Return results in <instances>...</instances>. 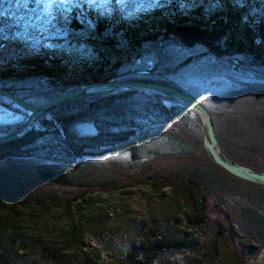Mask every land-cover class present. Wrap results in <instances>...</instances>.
<instances>
[{"label":"trees","instance_id":"1","mask_svg":"<svg viewBox=\"0 0 264 264\" xmlns=\"http://www.w3.org/2000/svg\"><path fill=\"white\" fill-rule=\"evenodd\" d=\"M140 1L142 8L134 9ZM66 5L68 9L73 7V3ZM42 6L41 0H0V88L32 104L72 92L80 83L136 81L184 93L172 82L140 79L128 70L141 58L140 45L161 37L188 50L202 47L220 60L237 61L236 56L253 54L252 64L264 67V0H128L125 10L116 14L114 24L110 21L113 9L88 10L92 28L80 23L76 8L70 17L58 10L54 19L38 20L46 16ZM44 42L52 46H44ZM166 62L161 65L163 72L175 73L177 65L168 66ZM68 69L70 75L66 76ZM152 96L156 100L153 111L161 119L158 122L143 125L135 121L132 95L86 98L55 106L38 117L28 133L0 145V165L14 159H33L37 161L33 175L38 180L35 188L10 184L9 189L0 190V264H24L35 254L49 257L52 264H98L99 251L85 241V236L93 232L92 225L97 228L107 219V209L95 208L99 196L86 195L80 188L78 182L85 177V168L76 165L79 159L134 152L162 134L176 149L183 150L157 155L159 158L193 161L195 151L190 152V139L178 130L189 129L183 115L165 105L167 98ZM0 103L14 106L2 96ZM26 118L16 125L0 127V138L14 133ZM85 123L92 124L96 134L81 135L79 127ZM217 139L225 152L218 134ZM194 144L201 148V143ZM201 151L207 156L201 163L150 176L154 191L170 189L177 213L165 219L163 228L142 222L136 238L128 243L124 264H161V260L169 261L182 252L192 255L189 264H247V255L263 254L264 204L254 195L239 197L238 192L229 190L245 182L216 165L207 151ZM233 161L249 166L242 158ZM57 187L68 189L59 193ZM228 192L230 201L225 200ZM238 199L245 204L232 213L228 208ZM212 200L240 228L238 250L229 244L227 224L215 223L208 215ZM76 206L74 219L69 209ZM48 214L67 219L61 241L37 238L30 244L25 242L23 221Z\"/></svg>","mask_w":264,"mask_h":264},{"label":"rangeland","instance_id":"2","mask_svg":"<svg viewBox=\"0 0 264 264\" xmlns=\"http://www.w3.org/2000/svg\"><path fill=\"white\" fill-rule=\"evenodd\" d=\"M127 2L128 0H41L42 13L46 16L38 20L54 19V14L58 10L62 11V16L70 17V12L76 8L78 14L75 15L79 17L80 23L85 22L92 28L93 24L88 18V10L92 9L96 12V10L106 8L109 11L112 9L115 11L113 19H110L114 24L116 14L125 10ZM70 3H73V7L68 9L66 4ZM141 5L142 1L134 4V9L142 8ZM43 45L52 46L48 42H44ZM83 46L92 49L86 42H83ZM138 53L140 60L128 66L133 76L140 79L166 80L175 84L184 93L195 95L213 114L214 128L220 137L222 146L226 149L224 152L220 146L221 151L232 162H234L233 158H242L249 165L244 167L252 171L257 169L264 172V67L259 63L252 64L253 54H248L245 58L236 56L235 58H239V60L236 59L237 61L233 58L220 60L202 47L196 46L188 50V47L175 44L162 37L155 42H143ZM196 55L200 57L179 66L187 58ZM165 61L168 66L177 65L175 73L163 72L161 65L163 66ZM67 71L66 76H69L70 69ZM55 85L61 87V84L56 83ZM62 86L65 85L62 83ZM152 95L153 93L150 92L132 94V102L136 106L135 121L138 124L146 125L161 120L153 111L156 100ZM165 105L174 107L186 120L185 124H188L189 129L184 130L179 127L178 130L182 129L190 139L189 144L193 147H189L190 152L195 151L191 156L193 161L159 158L158 156L183 150L182 147L176 149L162 134L139 145L134 152L85 157L76 161L77 166L85 168V177L79 178L78 184L82 185L80 188L86 190V195L99 196V202L95 208L107 209V219L97 228L92 225L93 232H87L85 236V241L99 251L98 264H124L125 250L128 243L136 238L137 230L142 222L153 223L163 228L166 226L165 219L177 213L170 198V189L154 191L150 176L171 172L185 164L191 165L193 162L198 164L207 159L201 151L202 149L207 151V149L201 134L199 118L173 99L165 101ZM26 116L25 111L15 106L9 108L6 104L0 103V127L16 125ZM79 133L84 136H93L96 134V128L92 124L85 123L79 127ZM194 143H201V148ZM134 156L139 160L137 161ZM36 164L37 161L33 159H14L2 162L0 190L9 189L7 187H10V184L23 189L35 188L38 180L33 175V168ZM236 188L230 187L229 190L238 192L239 197L242 194L254 195L264 204V189L250 186L249 182L242 183ZM67 189L57 187L58 192ZM225 197L226 201H230L229 192ZM241 199L236 200L237 203L233 206L230 205L228 210L232 213L233 209L238 211L239 207L245 204ZM0 201H3V198H0ZM77 210L78 206L69 209L70 213L75 216L74 219L77 218ZM221 210L222 207L212 200L208 215L215 223L221 221L227 224L229 244L234 250H238L240 228L235 221L231 222L229 217L227 220L225 212ZM235 219L237 220V213ZM66 222V218L60 220V218L57 219V215L52 214L40 215L34 219L26 218L22 223L25 232L24 241L30 244L33 240L41 238L59 243L60 234ZM196 236L201 240L200 234ZM246 257L248 258H246L247 264H264V252L257 256L252 254ZM191 259L192 255L182 252L170 257L169 261L161 260V264H189ZM24 264H52V261L45 255L35 254ZM217 264L224 263L218 261Z\"/></svg>","mask_w":264,"mask_h":264},{"label":"water","instance_id":"3","mask_svg":"<svg viewBox=\"0 0 264 264\" xmlns=\"http://www.w3.org/2000/svg\"><path fill=\"white\" fill-rule=\"evenodd\" d=\"M199 57V55L189 57L179 66L185 65L193 59H197ZM140 92H150L167 99H173L188 107L192 113L199 118L201 134L205 141L207 153L212 161L230 175L245 182L264 187V172H255L240 164L234 163L221 151L211 114L201 102L193 96L182 93L175 88L155 83H143L136 81L80 83L76 90L53 97L40 105L25 102L15 93L0 88V96L6 98L8 101L12 102L15 107L27 113L26 120L14 133L0 138V145L15 141L22 135L28 133L36 118L57 105L91 97L106 98L120 95L138 94ZM225 217L228 220L226 213Z\"/></svg>","mask_w":264,"mask_h":264}]
</instances>
